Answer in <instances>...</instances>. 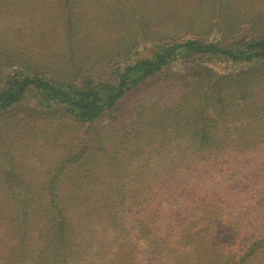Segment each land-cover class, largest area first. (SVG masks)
I'll return each instance as SVG.
<instances>
[{
  "label": "rangeland",
  "instance_id": "rangeland-1",
  "mask_svg": "<svg viewBox=\"0 0 264 264\" xmlns=\"http://www.w3.org/2000/svg\"><path fill=\"white\" fill-rule=\"evenodd\" d=\"M104 2L102 7H108L113 5L114 0ZM67 4L68 0H0V90L6 89L13 77L27 75L32 69L28 70L26 66L36 70L51 66L52 70L47 69L49 72H41L58 83H73L76 89L99 83L108 86L114 82L118 69L141 59L153 58L157 47L199 40L229 48L236 41L252 38L245 29L230 35L217 14L211 17L208 15L210 27L200 36L194 35L188 27L176 30L173 28L176 25L174 13L176 16H185L189 9L185 3L175 1L173 11L167 14L166 19H163L164 15L147 19L149 33H146H156V37L150 38L144 30L140 31L137 46L131 53L123 57L109 54L107 58L98 56L95 59L91 56L95 60H88L89 57L82 56L81 52L74 55L72 51L66 52L69 44L63 35V21L71 15ZM162 21L167 22L165 25L160 24ZM259 33L264 36V27ZM105 50L101 47L100 53ZM84 61H93L94 65H84ZM251 71L255 72L252 76V80H255L253 97L228 100L231 111L236 109L238 112L232 113L219 124L210 143L215 144V147L223 146L224 150L213 149L209 153L200 154L199 158H205L206 162L194 171L189 168V162L194 156L190 150L194 145L187 138H184L189 144L186 151L182 150L177 141L171 140L177 143V149L172 142L169 148L171 152L166 153L164 149L161 152L160 144L175 139L172 136L162 140L158 136L149 135L145 143L147 125L155 120L161 105L157 100L153 109H139L138 93L123 107L124 114L119 115L120 112L115 109L104 110L96 118L84 122H74L64 116L62 106L57 102L45 105L43 100H39V94L32 91L19 104L1 112L0 264H7V260H12V257L20 253L12 231L14 226H21L24 222V200L30 195L29 191L44 188L46 178L52 180L51 175L58 173L55 168L57 163L64 167L62 172L66 177L87 174L98 176L100 180L108 182L104 191L117 187L116 191L124 195L132 191L143 192L139 199H126L124 208H121L123 213H127L128 219V225H125L128 230L124 226L125 240H131L133 248L139 250L134 254L136 264H168L170 249L176 243L175 237L170 235H174L175 226L181 225L192 215V212H186L187 208H192V211L194 208L199 209L203 202L210 201L216 194L224 197L225 203H231L232 199L237 200L240 196L259 200L260 208L257 212L263 221L251 228L250 236L246 238H264V68L258 67L253 61L233 64L210 54H180L150 82L161 83L196 73L194 78L198 82L210 83L211 87L216 85L218 79L230 76L238 79L241 73ZM201 78L205 80H199ZM125 119L127 122H122ZM161 129L167 128L164 126ZM191 173L195 179H192ZM66 179L62 178L64 184L59 182V190L63 193L68 192L66 186L69 181ZM201 181L206 182L204 187L199 186ZM99 189L102 188L97 183L92 194ZM235 189L241 193L240 196L232 195ZM88 192L91 193L89 185L81 190L79 197L85 193L89 195ZM92 194L91 202L65 204L68 207V232L82 235L76 241L81 247L77 253L74 252L77 257L74 256L75 264H105L117 253L119 245L118 233L115 231L120 230L118 227L122 215L119 213L117 225L110 228L107 217L110 212L104 211V215L101 214L106 198L103 202L98 197L97 206ZM213 209L205 210H210V215L217 218L220 212H213ZM12 221L14 224H11ZM245 221L250 222L249 227H253L252 217ZM138 223L147 225L146 228L155 225L154 233L157 232L160 240L165 236L171 238H165V244L162 240L155 242L152 245L154 248L139 246L136 241H140L134 238L135 232H132ZM114 236L117 237L116 244L111 242ZM96 240L100 244L97 245ZM248 242L240 246L242 249L239 252L243 251ZM31 247L32 244H29L26 250L29 251ZM237 263V256L234 255L231 264Z\"/></svg>",
  "mask_w": 264,
  "mask_h": 264
},
{
  "label": "trees",
  "instance_id": "trees-1",
  "mask_svg": "<svg viewBox=\"0 0 264 264\" xmlns=\"http://www.w3.org/2000/svg\"><path fill=\"white\" fill-rule=\"evenodd\" d=\"M68 1L67 7L71 10V15L63 21V26L65 25L63 35L69 44L66 52L72 51V55L81 52L82 56L89 57L88 60H95L98 56L106 57L109 54L113 57H123L124 54L134 51L138 33L143 30L149 33L147 19L162 15H164L163 19H166L167 14L173 11L172 5L175 1L185 3L189 9L185 16H176L174 13L176 25H173V28L176 30L179 27H188L193 30L194 35L200 36L210 27L211 21L208 20V15L211 17L217 14L223 20L226 32L230 35L245 29L252 38L247 41H236L229 48L206 44L199 40L157 47L153 58L141 59L118 69L114 82L108 86L99 83L76 89L73 83H58L41 72L42 70L49 72L47 69L52 68L51 66L37 70L26 66L28 70L32 69L30 72L27 70V75L13 77L11 82H8L7 88L0 90V113L19 104L25 95L32 91L39 94V100H43L45 105L57 102L62 106L64 116L74 122H84L96 118L104 110L115 109L120 112L119 115L124 114L123 107L134 98L133 95L136 96L138 93L136 97L140 102L137 104L139 109H153L157 100L161 105L155 120L146 122L148 135L145 136V143L150 136H158V139L162 140L172 136L175 139H168L160 144L161 152L163 149L166 153L171 152L169 148L174 142L171 140L177 141L182 146V150L186 151L189 144L184 138H187L188 142L194 145L190 150L194 155L189 162L191 171L201 168L206 162L205 158H199L200 154L209 153L213 149L224 150L223 146L215 147V144L210 143L219 124L232 113L238 112L236 109L231 111L228 100L253 97L254 71L241 73L238 79L231 76L218 79L216 85L211 87L210 83L198 82L194 78L196 73L189 77L184 75L171 81L158 82L162 86L150 81L180 54L186 56L210 54L227 59L233 64L253 61L258 67L264 68V36L259 33L264 27V0H114L113 5L108 7H102L105 0ZM167 21H162L160 24L165 25ZM155 34L146 33V36L154 38ZM101 47L106 49L104 53H100ZM84 62V65H94L93 61ZM204 71L198 70V72ZM125 121L126 119L122 122ZM164 126L167 129H161ZM126 133L127 131L124 135ZM175 144L177 149V143ZM55 168L58 173L51 175L52 180L46 178L43 184L45 187L37 188V191H29L30 195L24 200L25 217L22 218L24 222L21 226H14L12 231L20 253L12 257V260H7V264H75L74 252L77 253L81 247L76 241L82 235L68 232L67 206L76 202H91L90 194L97 183L102 189L92 195L97 206L98 197L103 202L106 198L101 214L104 211L110 212L107 216L109 227L116 226L119 213L122 215L121 225L118 227L120 230L115 231L119 237L117 253L105 264H136L134 254L139 250L133 248L131 240H125L124 226L128 225V219L127 213H123L122 209L126 199H139L143 192L132 191L124 195L116 191L117 187L104 191L108 182L100 180L98 176L87 174L81 177L72 175L68 178L63 174L64 167L60 163H57ZM192 174H190L192 179H195ZM62 178H67L66 181H69L66 193L59 190V182H63ZM205 184L206 182H199L200 187H204ZM233 184L235 186L234 182ZM88 185L91 193L79 197L81 190ZM232 191L234 197L241 195L237 189ZM258 203L259 200L254 197L241 196L237 200L232 199L231 203H225V198L216 194L210 201L203 202L199 209L194 208L192 211V208H187L186 212H192V215L188 216L181 225L175 226L174 235H170L175 237L176 243L171 247V251L169 250L168 264H231L234 255L237 256V264H264L262 257L264 238L248 240L246 238L250 236L251 228L257 227L259 222L263 221L260 215L258 216L257 211L260 208ZM205 209L220 212L218 219L210 215V210ZM248 217L253 218V227H249L250 222L245 221ZM139 223L135 229H132V232H135L134 238L140 241H136L139 246H152L161 240L165 244V238L170 240V236H165L164 239L161 237L160 240L157 232L154 233L155 225L146 228L147 225ZM11 224L14 222L12 221ZM143 225L145 227L138 228ZM126 229L128 230L127 227ZM128 235L129 232L127 237ZM116 240L117 237L114 236L111 242L116 244ZM245 241L249 242L244 245L243 251L239 252L242 249L240 246ZM96 242L97 245L100 244V241L96 240ZM29 244H32V247L27 251L26 247ZM234 252L239 253L234 254Z\"/></svg>",
  "mask_w": 264,
  "mask_h": 264
}]
</instances>
